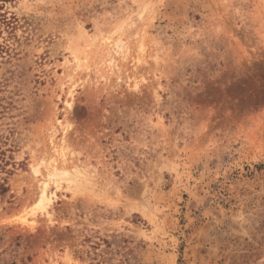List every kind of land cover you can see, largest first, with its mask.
Returning <instances> with one entry per match:
<instances>
[{
    "label": "rangeland",
    "instance_id": "obj_1",
    "mask_svg": "<svg viewBox=\"0 0 264 264\" xmlns=\"http://www.w3.org/2000/svg\"><path fill=\"white\" fill-rule=\"evenodd\" d=\"M0 148V264H264V0H0Z\"/></svg>",
    "mask_w": 264,
    "mask_h": 264
},
{
    "label": "trees",
    "instance_id": "obj_2",
    "mask_svg": "<svg viewBox=\"0 0 264 264\" xmlns=\"http://www.w3.org/2000/svg\"><path fill=\"white\" fill-rule=\"evenodd\" d=\"M6 151L5 149L0 148V173L6 172L9 173L10 169L6 168L8 164V159L6 157ZM4 186L3 183H0V187Z\"/></svg>",
    "mask_w": 264,
    "mask_h": 264
},
{
    "label": "bare ground",
    "instance_id": "obj_3",
    "mask_svg": "<svg viewBox=\"0 0 264 264\" xmlns=\"http://www.w3.org/2000/svg\"><path fill=\"white\" fill-rule=\"evenodd\" d=\"M43 197L45 198V194H43Z\"/></svg>",
    "mask_w": 264,
    "mask_h": 264
}]
</instances>
